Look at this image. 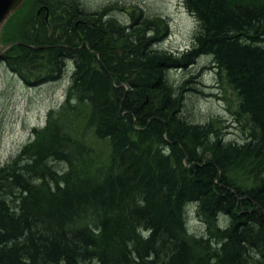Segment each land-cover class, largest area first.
<instances>
[{
    "label": "trees",
    "instance_id": "trees-1",
    "mask_svg": "<svg viewBox=\"0 0 264 264\" xmlns=\"http://www.w3.org/2000/svg\"><path fill=\"white\" fill-rule=\"evenodd\" d=\"M34 1L44 4L49 21L44 14L30 22L19 39L55 46L41 51L48 68L32 86L57 79L65 58L73 71L62 116L51 111L34 140L0 166V264H264V0H184L199 21L193 50L228 69L237 88L238 110L252 130L241 144L206 143L202 128L178 114L163 65L177 66L190 52L174 57L135 46L112 57L115 40L95 44L96 30L83 25L89 48L72 49L82 41L74 22L85 15L96 23V14L77 0ZM20 13L6 24L4 39ZM97 14L101 35L121 33ZM49 34L58 39L49 42ZM36 52L13 45L2 59L21 75L37 64L30 58ZM86 134L106 140L105 161L93 164ZM206 152L201 163L197 153ZM240 171L254 174L245 194L229 175ZM186 204L205 235L188 233Z\"/></svg>",
    "mask_w": 264,
    "mask_h": 264
},
{
    "label": "rangeland",
    "instance_id": "rangeland-1",
    "mask_svg": "<svg viewBox=\"0 0 264 264\" xmlns=\"http://www.w3.org/2000/svg\"><path fill=\"white\" fill-rule=\"evenodd\" d=\"M79 1L86 12H94V15L96 14V16L93 15L96 18L95 26L100 25L98 23L97 13L101 15V22L106 20V18L113 17L117 21V26L119 24L128 26L126 33H124L126 39L142 31H146L147 34L149 28L147 27L149 22L139 19V11L134 10V8L133 10L127 9L126 7L128 5L136 4L138 8H141L143 11L145 10L147 15L154 14L164 17L165 22L156 21V25L152 27L158 35L165 32L162 35L164 36V40L160 44L164 48L163 50L172 52L171 55L174 57H181L190 52V56L187 57L188 59L178 61V65L180 66L177 65L178 67L176 69H171L168 75L169 81L175 85L190 77V82H186L185 86L177 89V92H183V96L177 101V105L180 106L177 112L183 117L182 120L192 124H209L206 132H203L205 141H207L206 143L219 140L220 142L241 144L248 139V135L252 130L247 121V115L238 113V105L240 102L238 93L230 89L225 91L220 88L221 85H225L220 80V73L215 71L204 72L201 69L204 66L210 65L209 62H211V59L206 54L202 52L196 53L193 50L199 24L195 20V17L183 6L182 0ZM107 8L108 13L106 15ZM44 14V10H41L39 5L33 0L26 12L18 14L17 18L13 20L12 35L4 40L21 39L20 30L27 23L29 25L30 22L34 23L38 21ZM99 41L100 39L98 38L94 43L97 44ZM117 44L119 43L113 41L109 45L111 47L109 48V55L112 57L116 55ZM121 44L127 45L128 41L122 42L119 45ZM126 51L125 46L120 47L118 48L117 55L121 56V53H125ZM61 68L64 71L53 82H45L37 86H27L21 83V80L17 76L18 74L10 71L4 61H0V166L5 165L12 158L16 157L24 145L32 142L35 136L34 128L43 126L47 114L51 112V109H58L62 104L70 83L73 65L66 61ZM110 74L109 76L113 83L118 81L116 76H113V79ZM135 74L136 71H133L128 76L132 79ZM190 75L197 76V78L192 79ZM36 78L38 76L33 77V82ZM194 80L198 82H194ZM211 83L217 84L216 89L211 90L207 87ZM195 88L196 90H193ZM82 110L84 108H81V110L78 108V112L80 111L81 115ZM72 119H76V117ZM70 125L72 127L73 124L70 123ZM81 128H83L82 121L75 128L78 134H80ZM67 130L69 131V127H67ZM73 137H77V134H74ZM86 137L87 145L92 146L95 152L96 160L93 164L105 161L109 148L106 140H99L90 134L89 136L86 134ZM195 151L199 152L196 148ZM201 153L197 154L202 156L200 161L202 160L201 163H204L207 161L209 153L206 152L203 155ZM86 164L89 165L91 163L86 162ZM88 165L85 166V171L90 170V166ZM229 175L233 178L234 185L242 188L243 194L253 184V179L250 176H254V174L240 171L229 172ZM189 207L186 204L184 209L188 233L198 237L205 235V225L198 217L197 212L190 211ZM220 218L222 219V214ZM216 243L212 242L210 244L212 247H216Z\"/></svg>",
    "mask_w": 264,
    "mask_h": 264
},
{
    "label": "bare ground",
    "instance_id": "bare-ground-1",
    "mask_svg": "<svg viewBox=\"0 0 264 264\" xmlns=\"http://www.w3.org/2000/svg\"><path fill=\"white\" fill-rule=\"evenodd\" d=\"M78 1V3H79V6H80V8L83 10V11H85L84 9H83V7H82V4L80 3V1L79 0H77ZM32 2H33V0H23L22 1V3H18V0H15V4H16V9L18 10V11H20L21 13H24V12H26V10L30 7V5L32 4ZM3 2H0V5L2 4ZM38 5H39V8L41 9V10H44V12L46 11V13H45V17H46V20L47 21H49V11H47V9H46V7L44 6V4H42V3H37ZM182 4H183V6L186 8V6H185V3H184V0H182ZM127 9H130V10H133V8H134V10H138L139 11V15H138V17H139V19H142V20H144V21H146V22H149V25L147 26V27H149L148 28V31H147V34H146V31H142V32H140V33H137V34H134V35H132L131 37H129L128 39H126L125 37H124V33H126V28L128 27V26H126V25H118V31L119 32H121V33H116V34H114V35H111V36H109L108 38H105L103 35H101L100 33H99V29L98 28H95V27H97V26H94L95 25V23H93V22H88L87 21V19L86 20H84V16L85 15H83V16H81L80 18H78L77 19V21L76 22H74V27H77V33H79V38L80 39H82V41L81 42H79V44L77 45V47L75 46V47H72V49H76V48H82V46H85V47H87V48H89L88 47V42L86 41V40H84L85 38L84 37H82V31H83V29H80V25H83L84 27H87V28H89V29H93V30H96V36L97 37H99V39H101V41H105V40H115L117 43H122V42H127L128 41V44L127 45H123V44H121V45H119V44H117V49L118 48H120V47H123V46H125V48L127 47L128 49H130L131 51H133L134 49H135V45H137L141 50H143L144 52H148V53H161V52H167V51H164L163 49V47L160 45L161 44V42L164 40V36H162L163 34H160V35H158V34H156V32H155V30L152 28V27H154L156 24H155V22L156 21H160V22H165L166 20H165V18L164 17H162V16H160V15H147L146 13H145V10L143 11L141 8H138L137 7V5L136 4H130V5H128L127 7H126ZM187 9V8H186ZM108 11V8H107V10H106V15H107V12ZM188 11V10H187ZM189 12V11H188ZM89 13V12H88ZM92 14H94V12H91ZM190 13V12H189ZM191 14V13H190ZM192 15V14H191ZM194 16V15H193ZM108 19H112L114 22L113 23H115L116 25H117V21H116V19H114L113 17L111 18V17H109V18H106V20H104V21H107ZM195 20L197 21V23H199V21L197 20V18H195ZM94 24V25H93ZM28 26V23L25 25V27H23L21 30H20V33L26 28ZM49 26V28L51 29V28H53V27H51V25L49 24L48 25ZM93 26V27H92ZM73 27V28H74ZM117 31V32H118ZM123 31V32H122ZM55 35H58V33H55ZM55 39H58L57 38V36H54V38H52L51 37V34H49V39H48V41L50 42V41H52V40H55ZM15 41H20V42H22V43H19V44H15V45H17V46H25V47H29V48H32L33 50H35V51H37L36 53H31L30 54V58H33V60L32 61H36L37 62V64L36 65H33L30 69H25L24 70V72H23V74H21V75H19V73L20 72H17L15 69H14V67H12V66H8L9 67V69H10V71H12L14 74H18L17 76H18V78L21 80V83H23L24 85L26 84L27 86H32V82H33V77H37V76H42L43 74H44V72H45V69L46 68H48V66H47V63H49L48 62V55H46V54H41V51H46V49L47 48H50V47H54L55 45H49V44H42V45H36V44H29V43H27V42H25V41H22V40H20L19 38H17V39H15ZM29 45H33L32 47L31 46H29ZM57 45H59V46H64V47H66V48H71V46L70 45H68V44H61V43H59V44H57ZM37 46H39V47H37ZM12 48V47H11ZM10 48V49H11ZM9 49V50H10ZM162 49V50H161ZM9 50L6 52V53H4L3 55H1L0 56V61H4L2 58L5 56V55H8V54H10V53H8L9 52ZM91 51H92V49H90ZM118 51V50H117ZM168 53H172V52H168ZM204 54H206L207 56H209L210 57V59H211V62H209V64L210 65H207V66H204V67H202L201 69H203V71L204 72H212V71H215V72H217V73H220V80H221V82H223L225 85H221V87L220 88H222V89H224L225 91L227 90V89H230V90H232V91H234V92H237V88H236V86H235V83L233 82V80L230 78V76H229V72H228V69H226L224 66H222L221 64H219L217 61H216V59L214 58V57H212L211 55H209V53L208 52H206V53H204ZM40 59H42V61H44L45 59H46V62L44 63V64H41L40 63ZM66 61H68V63L70 62L71 64H72V60L71 59H69V58H65L64 59V62H66ZM64 62L63 61H60V62H58V64H57V66H63L64 65ZM4 63H6L5 61H4ZM178 66H180V65H178ZM178 66H173V65H167V64H164L163 65V68L165 69L164 70V79H163V83L166 85L165 87H168L169 88V91H170V96H171V99H173V100H175V101H178V100H180V98L183 96V92H177V89H179V88H182L183 86H185V84H186V82H190L189 81V79H190V77L188 78V79H186L185 81H182L181 83H179V84H177V85H175V84H172L170 81H169V79H168V75H169V71L171 70V69H176ZM34 69V71H32L31 73L29 72V70H33ZM64 71V70H63ZM203 72V73H204ZM191 76V78L193 79V78H197V76H194V75H190ZM222 76V77H221ZM50 81H46V82H48V83H50V82H53V80L54 79H49ZM45 81V80H44ZM194 82H198V81H196V80H194ZM220 83V82H219ZM221 84V83H220ZM207 87L209 88V89H211V90H213V89H216V87H217V84H215V83H211V84H208L207 85ZM219 89V88H218ZM193 90H196V88L195 89H193ZM205 94V93H204ZM207 95V94H206ZM64 101H65V97L63 98V101H62V104L60 105V107L64 104ZM240 103V102H239ZM59 107V108H60ZM59 108L58 109H51V111H52V113L53 114H56L57 116H59L60 114H58V110H59ZM70 113H72V112H70ZM238 113L240 114H244V113H242V112H240V111H238ZM123 115V112H119L118 113V117H121ZM245 115V114H244ZM49 116L50 115H48L47 114V117H46V121L44 122V125L43 126H41V127H37V128H34L35 130H42V129H44L45 127H46V125H47V122H48V119H49ZM60 116H62V115H60ZM80 119H81V117H80ZM247 120H248V118H247ZM134 122H135V119H134ZM249 123V122H248ZM196 125L199 127V128H202V131H205L206 132V129H208V126H209V124H202V123H196ZM251 128V127H250ZM251 131V130H250ZM251 133H249V135H250ZM248 135V136H249ZM34 140V139H33ZM167 140V139H166ZM170 143L172 142V141H169ZM28 144V143H27ZM25 146V145H24ZM23 146V147H24ZM22 147V148H23ZM21 148V149H22ZM20 149V150H21ZM160 150H165V148L164 147H160ZM165 153L167 154V151H165ZM218 218L221 220V218L218 216ZM228 223V222H227ZM227 223H225V224H227ZM224 224V225H225ZM224 225H219L220 226V228H224Z\"/></svg>",
    "mask_w": 264,
    "mask_h": 264
},
{
    "label": "water",
    "instance_id": "water-1",
    "mask_svg": "<svg viewBox=\"0 0 264 264\" xmlns=\"http://www.w3.org/2000/svg\"><path fill=\"white\" fill-rule=\"evenodd\" d=\"M23 0H18V3H22ZM3 2L0 5V56L6 53L13 45L22 43L20 41L10 40L4 41L3 31L8 21L15 15L18 10L16 9L15 0H0ZM33 46V45H29ZM39 47V46H37Z\"/></svg>",
    "mask_w": 264,
    "mask_h": 264
}]
</instances>
